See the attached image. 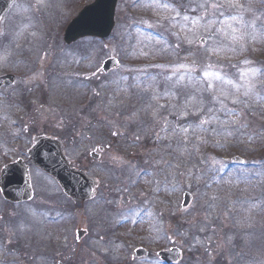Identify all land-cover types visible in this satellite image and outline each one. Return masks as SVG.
<instances>
[{
	"label": "rangeland",
	"instance_id": "1",
	"mask_svg": "<svg viewBox=\"0 0 264 264\" xmlns=\"http://www.w3.org/2000/svg\"><path fill=\"white\" fill-rule=\"evenodd\" d=\"M254 1L251 7L255 15L260 16L264 8L256 10L259 9L256 2L263 0ZM20 2L1 24L0 33L10 32L0 38L4 46H11L8 48L12 53L24 49L34 51V56L29 57L31 64L25 70L19 68L26 54L17 59L9 58L6 65L0 66V75L8 71L22 74L19 87L32 92L24 91L21 97L13 89L0 93V165L24 158L30 166L34 198L27 204L7 206L0 196V244L5 247L3 254L0 249V264L5 262V253H8L7 264H160L157 252L171 247L183 252L180 264H260L264 261V162L256 160H263L264 145L258 146L255 140L264 125V91H258V96L248 98L246 105L239 106L243 111L242 128L239 125L228 128L227 131L234 132L233 136L206 134L207 143L199 145V151L192 147L194 140L186 146L180 144L178 138L158 141L157 133L166 135L160 131L161 125H147L144 116L142 121L146 125L142 134L152 136L149 142L147 140L148 145L140 132L132 133L127 125L135 121L129 119L132 113L150 102L152 90L144 89L149 84L159 87L163 83L159 66L170 68L188 55L190 47L197 53L198 60L207 53L182 41L176 52L171 47L162 51L164 45L157 41L167 40L169 45H174L177 39L171 34L175 29L169 30L168 22L163 20L170 13L149 6L150 0H119L111 36L101 43L93 41L90 47L95 51L91 59L84 52L72 55L81 41L90 39L76 42L68 51L63 42L64 33L92 1L46 0V6L39 8L36 0ZM243 2L247 4L249 0ZM149 23L154 27L149 28ZM218 39L223 44L231 43L221 37ZM262 43L264 39L249 42L246 50L227 52L219 59L213 56L212 62H218L230 75L236 72L231 65L239 66L245 58L260 67L264 52L259 49L257 53L255 44ZM62 53L65 56L60 55ZM109 58L121 61V69L113 75H103L100 70L98 75L84 79L97 67L101 69ZM37 65L43 69L41 72H35ZM141 70H146L148 75L155 74L158 83L149 81ZM29 72H32L30 77L25 75ZM77 82L84 86H77ZM39 83H42L40 90L45 84L47 87L46 96L40 99L38 90H34ZM81 93L89 98L85 100V107L91 103L93 95V112L84 116ZM141 114L136 117L140 122ZM51 125L54 129L61 125L63 129L53 131L49 129ZM113 132L118 135L113 136ZM42 134L54 135L61 141L72 167L85 170L101 181L98 200L79 206L67 200L56 182L29 162L26 152L33 139ZM238 134L240 136H235ZM137 135L140 136L138 141L135 140ZM259 138L264 141V136ZM99 146L108 151L101 161L95 162L90 153ZM256 146L259 152L255 151ZM236 156L245 158V165H231V159ZM113 157L118 159L113 160ZM217 168L220 171H216ZM184 192L193 196V203L189 209L181 210ZM108 194L106 204L104 197ZM110 202L115 206L111 207ZM141 202L143 205L139 207ZM63 204L69 211L64 214L58 211ZM109 208H116L118 212ZM134 208H139L140 213L132 217L128 214ZM132 219L139 228L129 224ZM205 225V231L199 232ZM177 228L187 231V238L178 236ZM78 229L88 231L80 244L76 242ZM193 235L198 236L204 246L195 244ZM209 237L211 256L205 251ZM138 247L150 251L149 259L132 260Z\"/></svg>",
	"mask_w": 264,
	"mask_h": 264
},
{
	"label": "snow or ice",
	"instance_id": "2",
	"mask_svg": "<svg viewBox=\"0 0 264 264\" xmlns=\"http://www.w3.org/2000/svg\"><path fill=\"white\" fill-rule=\"evenodd\" d=\"M36 4L38 8L45 7L46 0H36ZM149 6L169 12L170 15L163 17V20L168 22L169 30L175 29L171 32L177 38L174 45H169L167 40L157 41L164 45L162 51H168L171 47L173 52H176L180 49L182 41L189 46H197L207 55L202 60H198L195 58L197 53L190 47L188 55L170 68L159 66L162 68L159 76L167 83V86L162 92L152 85L145 88V91L152 89L150 102L144 108L133 112L129 119L134 120L143 111L153 122L160 124V131L166 134L161 136L157 133L158 141L168 137L178 138L179 143L186 146L194 139L195 143L192 147L196 151H199V145L207 143L205 136L210 132L217 136H233L234 132L227 131L228 128L244 126L240 123L243 111L239 106L246 105L248 98L258 96V91H264V65L254 66L252 60L245 58L239 66L231 65L236 72L230 75L223 71V66L218 62H212V57L219 59L227 52L236 53L238 49L244 51L249 42L264 39V13L256 16L250 0L247 4L243 0H171V2L150 0ZM247 15H251L252 18L246 20ZM97 23L94 17L86 15L76 20L73 28L78 35H86L97 26ZM160 26L163 27V24ZM148 27L151 28L154 25L149 23ZM4 35L6 34L0 33V37ZM32 35L35 36L36 33L33 32ZM218 37L227 39L231 43L223 44ZM92 43L81 41L79 45V50L86 53L89 59L93 57L95 51L90 47ZM16 47L19 45L17 44ZM0 48L3 49L0 51V66H2L8 63L13 53L3 45L2 40H0ZM141 71L148 75L146 70ZM99 72L100 69L97 67L92 75L96 76ZM84 79L87 80L90 77ZM148 79L158 83L156 75H148ZM77 86L84 85L77 82ZM96 94L99 95V93ZM161 100H166L167 103H160ZM165 112L167 115H164ZM169 116L175 117V121L170 120ZM213 125L217 127H212ZM112 135L115 136L118 133L113 132ZM139 139L140 136L137 135L135 140ZM217 145L224 147L219 142ZM100 150H103L102 147ZM93 151L97 150L93 149ZM4 155L6 156L7 153ZM116 159L118 158L113 157V160ZM169 166L172 167V165ZM215 170L220 171L219 168ZM23 176L24 172L21 169L10 168L8 163H3L0 165V191L19 184ZM187 207L188 205H185V210ZM147 215L151 216V213ZM205 227L207 226H201L198 231L204 232ZM176 234L185 238L188 236L187 231L181 232L178 228ZM192 239L195 244L204 246V242L198 236L193 235ZM172 242L176 243V241ZM210 247L211 238L209 237L205 246L209 256H211ZM260 264H264V261Z\"/></svg>",
	"mask_w": 264,
	"mask_h": 264
},
{
	"label": "water",
	"instance_id": "3",
	"mask_svg": "<svg viewBox=\"0 0 264 264\" xmlns=\"http://www.w3.org/2000/svg\"><path fill=\"white\" fill-rule=\"evenodd\" d=\"M118 0H96V3L84 9L78 20L82 16H92L97 20V26L90 30L86 35H78L73 28L74 21L65 34V41L71 44L81 38L92 36L99 38H107L111 35L115 27V10ZM9 5V4H8ZM8 6L3 11H6ZM119 65L115 60L105 62L103 70L108 72L118 68ZM14 81L13 77L0 78V87L7 84L10 85ZM30 158L35 165L41 170L53 176L61 185L67 196L74 200L86 201L93 197V187L95 181L87 177L83 172H75L69 168V163L62 155L61 147L58 143L48 140L39 139L30 152ZM235 163H241L235 160ZM10 168H18L24 172L22 181L14 184L1 191L4 198L12 203L28 201L33 197V190L29 172L22 162L9 165ZM192 199L189 194L184 195L183 208L190 205ZM83 233L78 234L81 238ZM138 256L146 255V252H138ZM160 258L167 264L178 263L182 254L177 249L160 253Z\"/></svg>",
	"mask_w": 264,
	"mask_h": 264
}]
</instances>
